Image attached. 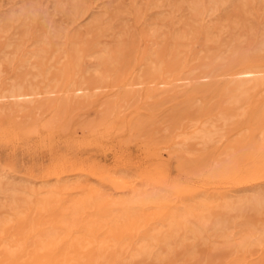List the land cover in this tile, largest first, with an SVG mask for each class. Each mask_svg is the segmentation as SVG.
Wrapping results in <instances>:
<instances>
[{
	"label": "rangeland",
	"instance_id": "obj_1",
	"mask_svg": "<svg viewBox=\"0 0 264 264\" xmlns=\"http://www.w3.org/2000/svg\"><path fill=\"white\" fill-rule=\"evenodd\" d=\"M90 1V10L73 17L70 0H0V16L13 15L8 33L1 38V47L6 42L15 43L21 37L23 40L28 38L31 52L27 55H30L32 51L44 47L40 42L31 44L33 34L39 38L70 30L76 36L70 46L79 48V41L93 39L99 27H107L102 35L96 37L100 53L103 47L118 48L122 34L128 31L136 38L129 51V61L134 78H137L142 69L157 65L155 50H161L167 43L172 48L176 35L180 34L183 37L175 51L180 52L182 57L180 74L188 78L178 81L168 78L167 84L130 85L129 79L120 77L119 70H112L101 80L93 71L98 67L97 57L87 56L82 62L83 69L88 70L85 75L98 80L99 89L91 85L58 108L47 107L46 104L41 109L34 108V105L15 109L7 101H3L6 105L0 102L3 104L0 105V176L27 188L59 179L61 185L68 182L74 186L69 191L65 189L61 194L63 198L81 190L96 189L105 197L104 203L113 196H120V179L132 181L139 190L164 195L168 199L167 204L200 191L218 197L245 188H264V84L250 92L246 101L232 108L235 116L223 126L222 136L214 143L206 147L191 143L181 150L174 148L175 135L189 123L190 117L216 118L219 115L225 105L220 94L231 78L232 70L243 65H264V48H258L260 36L251 33L252 27H264V5L254 7L256 16L244 14L243 25L231 27L233 24L229 23V32L222 31L218 41H207L204 32L198 41L194 31L212 24L214 33H210V38H213L221 32L223 18L234 17L233 7L200 18L194 16L184 0ZM31 5H34L32 13L27 10ZM135 10L141 15L139 21L136 20ZM169 15L171 20L164 21L163 18ZM93 16L100 18L99 26L92 21ZM140 27L147 30L156 27L159 30L152 40L146 41L138 34L137 28ZM64 40L66 38L59 37L49 47L45 44L46 50L42 51L44 62H48L45 65L55 62V59L63 61L64 52L58 48H63ZM228 45L238 51L228 52ZM209 46L213 47L212 55L217 56L215 75L189 81V76L200 71L190 69L205 60ZM8 52L11 55L10 50ZM50 56L55 59L49 61ZM14 61L19 62L17 58ZM16 64L14 62V66ZM227 66L232 68L227 70ZM114 77L116 79L113 80ZM63 90L54 93L58 96L54 95L53 101L63 99ZM32 115H36L35 118ZM37 116L41 118L37 119ZM77 182L79 187L74 185ZM60 202L55 201L42 213L31 210L30 214L25 213L22 217L24 227L30 222H52ZM211 213L218 214L214 206ZM261 216L264 214L256 221H264ZM121 227L119 223L117 229ZM15 228L16 224L12 228L10 226L12 232ZM121 232L117 239L122 243L134 239V231ZM191 242L187 241V249L175 242L173 250L159 263L264 264V245L235 251L220 243L204 242L202 238L193 241L194 246ZM109 243L102 257L90 264H123L128 255L126 249L124 251L126 244L121 248L113 241ZM79 257H83L79 264H88L83 249ZM132 263L144 264L138 260Z\"/></svg>",
	"mask_w": 264,
	"mask_h": 264
},
{
	"label": "bare ground",
	"instance_id": "obj_2",
	"mask_svg": "<svg viewBox=\"0 0 264 264\" xmlns=\"http://www.w3.org/2000/svg\"><path fill=\"white\" fill-rule=\"evenodd\" d=\"M184 2L188 4L194 16L200 18L216 14L229 7H233L235 11L234 17L223 18L221 32L218 31L220 33L213 38H210V33L214 27L212 24L203 30L194 31L193 35L198 41L203 32L207 41H218L222 31L229 32V23L233 24L231 27L243 25L242 16L244 14L256 16L254 7L259 4L264 5V0H184ZM70 6L74 17L90 10L91 1L70 0ZM33 8L34 5L27 9L28 12L32 13ZM135 14L136 20L139 21L141 15L138 10H135ZM11 16L13 15L0 16V23H2L0 25V102H9L12 108L24 109L34 105V108L41 109L46 104L47 107L58 108L70 97L76 96L79 91L91 85L98 88V80L85 75L88 70L83 69L82 62L87 56L97 57L98 67L93 71L101 80L109 76L112 70H119L120 77L129 79L130 85L167 84L168 78L173 81L188 78L180 74L182 57L180 52L175 51V47L180 45L179 41L183 37L180 34L176 35L175 40H177L174 41L172 48H170V43H167L161 50H155L158 60L155 67L142 69V73L140 72L137 78H134L133 67L129 61V56H131L129 51L136 38L133 34L130 35L128 31L122 34L123 37L118 48L103 47L100 53L98 52V38L96 37L102 35L107 27H99L93 34L95 35L93 39L79 41L81 44L79 48L70 46L74 40L73 37H76L70 30L64 33L47 34L39 38L33 34L30 39L31 44L40 42L44 44V47L27 55L31 52L28 38L23 40L21 37L18 42H6L1 47V38L8 33ZM171 18L172 16L169 15L163 19L170 21ZM92 21L99 26L100 18L93 16ZM137 29L139 36L146 41L152 40V37L159 30L156 27H151L150 30L142 27ZM251 33L253 36H260L258 48H264V27L260 29L252 27ZM59 37L66 38V41L63 42V48L61 46L58 48L64 52L63 61L50 56L48 60L55 59V62L45 65L48 62H44V50ZM232 40L234 41L235 38ZM212 48L211 46L208 47L204 61L196 63L190 69L193 72L194 70L200 71L198 73L192 72L189 81L215 75L217 56L212 55ZM226 49L231 53L238 51L237 48H231L230 45ZM9 50L11 55H8ZM15 58L19 62L14 61L18 63L14 66L13 60ZM31 59L33 62H30ZM227 67V70L232 68L231 66ZM230 74L231 78L220 94L225 105L219 115L216 118L211 116L203 118L199 115L190 117L189 123L182 126L175 135L174 148L176 150L184 149L191 143L201 147L214 143L222 136L223 126L235 116L232 108L246 101L250 92L264 84V65L258 63L240 66L232 70ZM114 79L116 78L114 77ZM184 82L182 83L184 84ZM63 88L65 92L62 95L63 99L53 101V96L57 95L54 93H60ZM124 91L123 93H125ZM127 93L129 95L126 89ZM126 94H124L125 97ZM84 97L87 96L84 95ZM57 108L55 113L58 112ZM36 118L41 117L37 116ZM61 183L58 179L37 187L34 185L27 188L16 181L0 176V264H79L83 258L79 257L81 249L84 250V258L88 264L95 263L102 257L105 248L110 245L109 241H113V244L121 248L126 244L124 251L126 249L128 255L125 256L123 264H133L132 262L136 260L143 261L144 264H161L159 261L168 256L177 241L181 246H184L183 248H186L187 241L193 242L202 238L204 242L209 241L213 245L220 243L235 251H247L253 247L264 245V221H256V218L264 214V188L259 186L245 188L234 193L226 192L218 197L200 191L190 197L180 198L171 204H167L168 199L164 195L154 191L139 190L133 186L132 181L124 179L118 181L120 196L111 197L107 203H104L105 197L101 191L89 188H87L89 190H81V192L73 190L74 194H69L68 197L63 198L64 196L61 194L74 186L68 182L62 185ZM77 184L78 182L74 185ZM78 191H80L79 188ZM55 201L61 202L58 205V210L56 209L57 214L52 222L47 224L30 222L24 227L25 221L22 217L25 216V213L30 210L42 213L48 210ZM213 206L218 211L217 215L211 213ZM119 223L123 227L117 229ZM15 224L16 228L12 232L10 226L12 228ZM125 230H131L135 233L131 242L122 243L117 239L120 233L122 234L121 231ZM113 256L115 257V255Z\"/></svg>",
	"mask_w": 264,
	"mask_h": 264
}]
</instances>
